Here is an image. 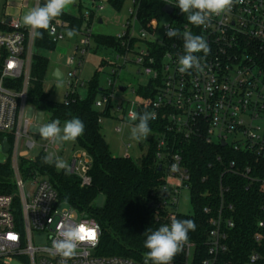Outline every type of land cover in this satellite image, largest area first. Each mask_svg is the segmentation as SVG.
I'll return each mask as SVG.
<instances>
[{
	"label": "built area",
	"instance_id": "obj_1",
	"mask_svg": "<svg viewBox=\"0 0 264 264\" xmlns=\"http://www.w3.org/2000/svg\"><path fill=\"white\" fill-rule=\"evenodd\" d=\"M89 1L92 7L87 9L85 18L89 20L93 12V23L99 20L97 12L102 7L97 6V1ZM141 1L132 0L131 17L122 26V32L114 37L118 42L117 58L122 60V66L134 63L147 84L140 87L142 94L140 89L132 91L134 99L126 103L125 111L123 106H117L116 112H124L130 121L134 111L156 113V118L150 121L158 123V130L151 131L148 141L149 147L154 141L156 163L162 167L165 183L156 195L153 207L161 225H165L170 224L173 217L178 218L177 206L182 190L190 193L192 190V175L183 151V145L192 139L249 153L257 162L264 161V0L238 2L230 13L213 16L207 26L190 24L187 15L174 6L177 0H153L163 9L172 10L171 14L162 11L171 17V22L164 26L161 37H158V28L162 15L149 20L143 18ZM42 4L41 0H36L35 7ZM167 27L178 30L180 35L169 39L165 34ZM8 28L5 31L0 27V148L5 139L3 134H13L15 142L11 150L15 148L16 159L12 169L17 193L0 194V264H14V260L23 264H143L118 256L97 255L101 237L98 222L61 202L48 179L22 177L18 158L27 156L28 151L19 152L20 142L26 138L25 145L33 149L36 143L30 135L34 129L39 133L40 128L32 123L34 109L26 112L35 35L19 20H11ZM50 29H54V34L50 35L48 30L49 37L58 44L64 40V31L69 27L63 21H56L50 24ZM185 31L203 36L210 46L206 57L202 52L197 54L203 57V72L193 69L181 73L178 70V57L184 54L182 34ZM92 37L90 27H86L80 46L76 48L79 57L66 60L71 70L65 75L64 82L72 89L71 94L84 86L79 76ZM116 73L117 69L113 70V74ZM109 85L114 86V83L109 80ZM120 90L125 88L120 87ZM114 92L103 90L96 100V109L109 111ZM117 131L123 132V127ZM129 147L123 158L131 159ZM43 149L49 160L56 159L58 148L55 144L49 141ZM90 167L91 158L81 149L80 154L73 157L70 168L82 186L91 185ZM257 169L259 171L260 166ZM251 171V167L239 168L236 161H231L225 172L248 177ZM228 191L220 185L221 205L218 215L209 221L208 258L204 264H217L219 256L228 251V230L235 227L232 219L223 213L224 208L232 210L223 199ZM211 211L210 206L204 209L207 214ZM68 223H85L87 228L95 231L97 239L82 242L77 255L65 262L54 253L51 244L52 238L59 237ZM34 235L43 236L46 243L35 246ZM254 240L264 246V219L259 222ZM194 250L195 244L190 242L183 249L189 262ZM246 264H264V256L253 254Z\"/></svg>",
	"mask_w": 264,
	"mask_h": 264
},
{
	"label": "trees",
	"instance_id": "obj_2",
	"mask_svg": "<svg viewBox=\"0 0 264 264\" xmlns=\"http://www.w3.org/2000/svg\"><path fill=\"white\" fill-rule=\"evenodd\" d=\"M124 1L110 0V4L119 9ZM162 11V5L156 1H141L140 13L147 20L161 17ZM94 16L91 12L89 20H86L81 11L80 15L63 11V14L54 18L51 23L63 21L69 29L80 31L83 26H91ZM40 31L43 32V38L35 36L33 43L28 99L39 111L49 112L51 121L65 122L78 117L84 122V134L78 137L76 142L91 158L89 175L92 182L89 186H82L77 175H65L64 170H58L54 164L55 160H52L53 164L51 160L47 164L43 163V158L47 156L44 152L33 160L20 161V173L24 178L40 176L48 179L58 192L61 202L98 222L101 237L97 255L118 256L143 263L144 253L147 251L144 248L146 232L155 231L162 226L155 208L150 207L165 183L164 175L159 172L156 163L154 141H151L140 164L133 159L112 155L100 131L101 117L109 111H99L95 107L96 100L103 91L96 80L90 83L84 97L75 92L68 94L63 103L52 102L43 87L49 58L38 52H52L57 44L52 42L48 30ZM95 42L97 47L118 49L114 36L98 35ZM139 93L142 94V89ZM149 127L151 131L158 130V123L150 121ZM4 138L11 147L14 146L13 134H7ZM183 151L192 175L191 201L194 213L189 216L179 214L177 219L195 221L196 230L189 232V242L195 244V250L191 262L182 251L175 256L171 264H204L207 260L208 234L211 229L209 221L218 215L220 209V185L229 189L223 199L228 206H232V210L224 208L223 213L232 219L235 227L228 230V251L219 256L217 264H225L228 261L233 264H246L253 254L264 256V246L254 240L259 231V222L264 219V179L257 178L264 177V161L257 162L254 155L234 152L229 147L209 145L203 139H192L183 145ZM218 157H221L220 161ZM231 161H236L239 168L251 167L250 175L235 176L231 172H225ZM14 190L12 166L9 162H0V194H13ZM101 195L105 197V203L96 208L94 202ZM208 206L212 207L209 214L204 212Z\"/></svg>",
	"mask_w": 264,
	"mask_h": 264
},
{
	"label": "rangeland",
	"instance_id": "obj_3",
	"mask_svg": "<svg viewBox=\"0 0 264 264\" xmlns=\"http://www.w3.org/2000/svg\"><path fill=\"white\" fill-rule=\"evenodd\" d=\"M41 2L44 3L45 0H41ZM4 6L5 0H0V21L3 17ZM97 6L102 7V9L97 12V15H99V20H95L90 26L93 37L91 39V46L88 50V53L83 58V67L79 76L80 82L83 83L84 86H79L77 90L78 93L82 94V97H84L90 88V83L93 80L98 81L99 88L103 90L110 92L115 90V96L111 101L112 107L108 113L102 116L100 131L106 139L110 151L114 157H124L126 153V147L130 145L128 148V153L131 159L140 164L148 151V140L151 137V134L146 139H141L140 141L131 139L130 128L136 122L128 120L124 112H116V107L123 106V110L125 111L127 108L126 103L134 99L132 91L139 90L140 87H143L145 84H147V80L138 73V67L134 63H128L126 66H122V60L117 58L118 52L115 49H110L103 46L97 47L95 42V37L98 35L117 36L119 33H121L122 26L131 17V10L134 8V5L132 0H125L120 8L117 9L111 6L110 0H101L99 3H97ZM91 7L92 4H90L89 0H73V3L67 6L64 11L72 15H80L81 11L83 15H86L87 9ZM101 20L102 23H100ZM170 22L171 17L162 14L158 28V37H161L164 26ZM69 30L70 29L64 31L65 38L63 41L57 44V47L54 51L38 52L39 54L45 55L49 58L48 71L43 85L44 91L49 94V99L52 102L58 104L65 101L66 96L72 93V89H70L65 82L55 81L53 79V74L57 69H59L64 75H68L71 68L66 65V60L70 57H79L76 48L80 46L86 26H83L80 31H76V34L71 38L67 36V32ZM115 69H117V73L113 74V70ZM109 80L114 83V86L109 85ZM120 87H124L125 90L121 91ZM98 98H100V96ZM31 108L34 109V118H36L37 115L42 112L39 111L29 99H27L26 112ZM99 111L103 110L99 109ZM42 113L43 120L39 126L51 122V116L49 112L43 111ZM63 124L64 122H60L61 127H63ZM120 126L123 127V132L121 133L117 131V128ZM262 126L264 127V124H262ZM6 135L7 134H3V136ZM30 138L35 141L36 146L33 149H29L25 145L27 139L22 138L19 146V152L21 153L28 151V155L24 157L19 156L18 162L22 160L35 159L43 152V148L49 142L48 140L42 139L39 136V133L36 132L31 133ZM139 143H142V145L139 146ZM57 148V157L62 158L68 163L69 166L71 165L73 157L77 154H80L81 152V149L77 145L76 141L65 142ZM15 159V148H13L8 154L5 155L2 162H9L11 166H13ZM51 164H53L52 160ZM14 191L17 193L16 190ZM104 203L105 197L101 195L94 202V206H96V208L102 207ZM177 212L178 214L185 216H189L194 213V208L191 201V193L189 190H182L179 196ZM33 238L35 246H42L46 243V239L43 236L34 235ZM14 264L23 263H21L19 260H14Z\"/></svg>",
	"mask_w": 264,
	"mask_h": 264
},
{
	"label": "clouds",
	"instance_id": "obj_4",
	"mask_svg": "<svg viewBox=\"0 0 264 264\" xmlns=\"http://www.w3.org/2000/svg\"><path fill=\"white\" fill-rule=\"evenodd\" d=\"M243 0H177L174 5L178 7L182 14L187 15V21L195 26H207L213 16L227 14L232 11L236 3ZM73 3V0H45L42 6L31 8L22 17L23 24L30 28L37 38H43L40 30H49V34H54V29H50L51 21L63 14L65 8ZM76 34L75 29L67 32L69 38ZM166 36L171 39L180 35L179 31L167 27ZM184 54L178 57L179 71L181 73L190 72L195 69L203 72L201 63L203 57L197 55L203 53L206 57L210 52V46L203 36L193 35L189 31L183 32ZM132 121H138L130 128V138L136 141L146 139L150 133V120L156 118L155 112L145 111L142 114L132 112ZM85 131L84 122L73 117L66 120L63 127L59 120H54L43 124L38 129L39 136L51 141L57 147L65 142H75ZM43 163H49V157L43 158ZM58 170H64L65 175L71 174V168L66 161L57 157L54 161ZM196 230L195 221L192 219H177L173 217L170 224L160 226L155 231L146 232L143 264H171L177 254L183 251L189 243V232ZM97 236L95 231L86 227L85 223L73 225L68 223L59 233V237L52 238L51 248L65 262L77 255V249L85 240L95 241Z\"/></svg>",
	"mask_w": 264,
	"mask_h": 264
},
{
	"label": "crops",
	"instance_id": "obj_5",
	"mask_svg": "<svg viewBox=\"0 0 264 264\" xmlns=\"http://www.w3.org/2000/svg\"><path fill=\"white\" fill-rule=\"evenodd\" d=\"M35 3L36 0H5L4 12L0 21V27L3 30L8 31V24L11 20H19L23 23L22 17L27 13L28 10L35 7ZM80 95L83 96L82 94ZM42 118L43 113L40 112L32 121L33 126L38 127L43 120ZM33 132L37 133L36 129H34L32 133Z\"/></svg>",
	"mask_w": 264,
	"mask_h": 264
},
{
	"label": "water",
	"instance_id": "obj_6",
	"mask_svg": "<svg viewBox=\"0 0 264 264\" xmlns=\"http://www.w3.org/2000/svg\"><path fill=\"white\" fill-rule=\"evenodd\" d=\"M163 10H164V12H166L168 14L172 13V10L168 7H165ZM100 23H102V20L100 21ZM53 79L55 81H58V82H64L65 75L63 74L62 71L57 69L53 74ZM223 146H226V144L223 143ZM10 151H11V145L9 144L7 139H4L2 142V149L0 151V162H2L4 160L5 155L8 154ZM161 171H162V167L160 166L159 172H161ZM150 207H153V204H151Z\"/></svg>",
	"mask_w": 264,
	"mask_h": 264
}]
</instances>
